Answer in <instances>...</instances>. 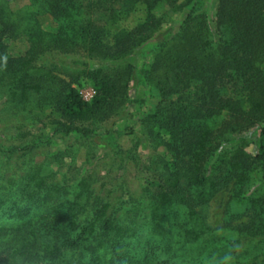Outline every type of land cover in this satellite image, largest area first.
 <instances>
[{
  "label": "trees",
  "instance_id": "16d2710c",
  "mask_svg": "<svg viewBox=\"0 0 264 264\" xmlns=\"http://www.w3.org/2000/svg\"><path fill=\"white\" fill-rule=\"evenodd\" d=\"M13 1L0 0V99L15 110L5 130L19 125L23 144L0 140V264H264V0H25L18 11ZM165 8L187 14L139 68ZM140 11L144 22L124 28ZM46 16L56 32L42 29ZM18 40L28 49L11 57L6 44ZM54 54L80 69L70 82ZM132 84L157 101L139 121L145 159L140 139L124 151L111 136L103 180L58 179L45 144L25 141L40 125L84 146L125 110ZM228 187L256 224L207 225L200 209Z\"/></svg>",
  "mask_w": 264,
  "mask_h": 264
},
{
  "label": "rangeland",
  "instance_id": "374dc122",
  "mask_svg": "<svg viewBox=\"0 0 264 264\" xmlns=\"http://www.w3.org/2000/svg\"><path fill=\"white\" fill-rule=\"evenodd\" d=\"M27 4L28 3L25 0H15L12 2L11 8L14 11H18L24 8ZM186 14L187 12L185 11L182 14L172 15L166 8L159 12V16L163 17L165 24L161 31L156 34L152 40L142 46L143 54H139L135 60V63L139 68L142 67L144 62L150 61V55H148V53L157 43L170 37L178 30ZM144 19L145 14L143 11H140L128 19V21L124 24V28L131 30L137 25L143 23ZM39 23L45 32H56V26L50 17H41ZM6 45L7 52L11 57L23 56L28 49V45L23 40L8 41ZM53 56V61H51V63L58 65L59 70L63 71L60 73L57 72L56 76L60 80L70 82L73 71H79L80 69H69L62 66L61 61L67 59L68 57L55 54ZM74 87L82 96L88 95L93 90L91 84L83 78H80L78 82L74 84ZM143 102L144 104H142ZM156 103L157 101L153 98L152 93L144 90L143 86H134V84H132L129 90V102L126 105L125 110L119 117H116L105 124L93 126V136L90 140H88V142H83L84 146L80 148L78 146L75 147L77 144L76 139L74 138L62 139L58 137L48 139L46 138V135H48L49 131L43 130L40 125H37L33 129L25 130L26 132L30 131L32 134V136L27 137L25 141L33 143V145L36 146L41 145V143L45 144V146H43V153L52 157L53 162L51 163L50 168L51 171L57 174L58 179L62 174L77 177L78 175L81 176L84 174H90L97 180H103L106 175L104 167L109 162V158L107 156L111 157L113 153L112 150L115 149V144L112 145L109 142L111 136L116 138L115 143L124 151L132 148L134 139L137 137V139H140L141 141L139 149L140 157L145 159L148 156V142L142 137L139 121L142 115L153 108ZM5 110H7L5 107V100L0 99V140L7 147H10L11 145L21 146L23 144L22 141H19V139L17 140L16 137L18 135V132L16 131L18 129L17 127L20 126H17L16 124L5 130V120H10V122L14 121L12 116L15 110L13 107L9 108L7 112H5ZM117 132L120 136L116 135ZM71 146L73 147L70 149ZM69 149L70 152L68 153H75L74 161H71V159L68 158L67 155L70 154H65V152ZM249 151L252 152V149ZM38 160L40 161L39 158ZM134 175V171L129 169L127 177L129 187L133 192L140 193L142 184L134 179ZM231 196L232 191L231 188L228 187L222 190L211 204L200 209V214L211 229H218L226 224L235 228L246 226L248 224L250 225V223H257L251 215L245 214L242 204L238 205L236 203H231ZM3 256V254L0 255V261Z\"/></svg>",
  "mask_w": 264,
  "mask_h": 264
},
{
  "label": "built area",
  "instance_id": "2783aa9c",
  "mask_svg": "<svg viewBox=\"0 0 264 264\" xmlns=\"http://www.w3.org/2000/svg\"><path fill=\"white\" fill-rule=\"evenodd\" d=\"M82 96V95H81ZM96 96V93L94 90H92L88 95L86 96H82V98L87 101V102H91Z\"/></svg>",
  "mask_w": 264,
  "mask_h": 264
}]
</instances>
